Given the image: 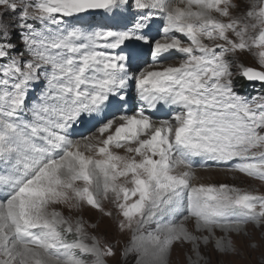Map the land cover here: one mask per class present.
Wrapping results in <instances>:
<instances>
[{
	"label": "snow or ice",
	"instance_id": "1",
	"mask_svg": "<svg viewBox=\"0 0 264 264\" xmlns=\"http://www.w3.org/2000/svg\"><path fill=\"white\" fill-rule=\"evenodd\" d=\"M238 78L264 84V0H0V264H108L114 245L51 208L108 199L126 264H168L177 242L196 264L201 245L240 256L233 236L256 250L264 195L192 182L194 158L264 181V95Z\"/></svg>",
	"mask_w": 264,
	"mask_h": 264
},
{
	"label": "rangeland",
	"instance_id": "2",
	"mask_svg": "<svg viewBox=\"0 0 264 264\" xmlns=\"http://www.w3.org/2000/svg\"><path fill=\"white\" fill-rule=\"evenodd\" d=\"M233 3L240 4L241 0H232ZM231 14L233 16H240L242 15V11L238 9H233L230 10ZM101 14L97 15V19H100ZM221 19H227V18H221ZM162 24V21H157V23ZM153 35L157 39L162 38V31H157L153 33ZM179 35V34H178ZM184 39L183 37H181ZM146 47V46H145ZM176 58H180V54L176 53ZM240 58V60L246 65V66H251V67H258V64L256 62L255 57L248 52L244 53H238L237 54ZM146 61H150V56H145L144 58ZM239 78L237 79V88L236 90L244 96L247 97H252L256 95H264V84L260 82V86L262 88H259L261 90L258 91V89L254 88L253 93L250 92L251 90H244L240 88L239 86ZM258 85H255V87ZM93 135V132L88 134V136ZM75 139H82V138H75ZM114 151H117L120 155H126V152L124 149H116ZM195 161H198V159L202 162L201 164L198 162H195L193 164V172L197 171H212V172H217L219 175H213V176H194V180L192 181L194 185H199V184H229L235 187H239L242 190L254 192L259 195H264V181H259L250 177H247L246 175L238 172H232L227 170V166L224 165H218L215 162H207L203 161L200 158H194ZM222 172H227L228 174H221ZM216 173V174H217ZM237 174L245 176L244 178L246 179V182L240 181L237 178ZM223 176V177H222ZM205 177V178H204ZM212 179L213 181L208 178ZM216 177V178H215ZM222 180H221V179ZM196 179V180H195ZM198 179V180H197ZM217 179V180H216ZM220 179V181H219ZM225 179L227 181H225ZM209 180V181H208ZM206 181V182H204ZM208 181V183H207ZM213 182V183H212ZM108 201H111L108 199ZM102 204L104 206V209L108 211L109 207L108 204H106V200L102 201ZM51 208L61 211L64 213L66 216H70L73 218V221L78 219H82L85 222L86 225V230L89 233V235H94L97 236L102 242H107L115 246L117 256L115 258H109L108 264H126L124 257L121 255L124 246L126 243H128L131 239V232L130 231H121L119 228V222L123 220V217L119 214H115L112 216H107L103 213H100L96 211L95 208H92L91 206L87 204H83L81 209L79 210L80 212H75V213H69L67 207L64 205H61L58 207L57 205L51 206ZM67 210V211H66ZM75 214V215H72ZM175 219L178 220H183V215L180 213L176 214ZM185 226H187L190 230L194 231L195 228V220L194 218L189 217L187 220H184ZM92 225H95V227H92ZM147 231L148 230H154L156 227L155 223H152L150 225H147ZM247 231L251 234L253 237V242L258 245L256 250H251L249 248V240L246 237H236L233 236V240L236 244V247L240 250L241 255L240 256H226L222 253H218L215 251L213 244H209L207 247L201 245L200 252L201 255L204 257V259L200 260L198 264H264V229L258 228L256 225H248L247 226ZM219 234V233H218ZM70 239L72 237H69ZM129 239V240H128ZM125 240V241H124ZM91 242V241H87ZM135 261V256H132L129 258L127 261V264H134ZM197 257L195 252L192 249V245L187 244V243H180L177 242L176 244L173 245L172 251L169 256V261L168 264H196Z\"/></svg>",
	"mask_w": 264,
	"mask_h": 264
},
{
	"label": "bare ground",
	"instance_id": "3",
	"mask_svg": "<svg viewBox=\"0 0 264 264\" xmlns=\"http://www.w3.org/2000/svg\"><path fill=\"white\" fill-rule=\"evenodd\" d=\"M158 24H159V22H158ZM134 104L137 106V107H133L132 108V111H130L129 112V114H131L133 111H135V110H137L138 109V107L140 106V102L137 100V101H135L134 102ZM132 107V106H131ZM166 107V106H165ZM74 138H78V136H76V137H74ZM114 150H116V149H114ZM122 155V154H121ZM195 162H198V163H202L199 159H198V161H195V159H193V164L195 163ZM207 162H209V161H206V163ZM184 169H183V167H180V168H178L177 169V172H181V171H183ZM217 172H212V171H205V170H203V171H197V172H194V176L195 177H198V176H215V175H219V173H217ZM221 174H228L227 172H222V173H220V175ZM223 177V176H222ZM245 176H243V175H240V174H237V178L240 180V181H245L246 182V179L244 178ZM205 178V177H204ZM208 178V177H207ZM216 178V177H215ZM209 179V178H208ZM211 179V178H210ZM209 179V180H210ZM221 179V178H220ZM220 179H219V181H220ZM194 180V179H193ZM196 180V179H195ZM198 180V179H197ZM208 180V181H209ZM212 181H213V178L211 179ZM217 180V179H216ZM222 180V179H221ZM208 181H207V183H208ZM225 181H227L226 179H225ZM204 182H206V181H204ZM213 183V182H212ZM111 195V194H110ZM134 199H136V198H133V200ZM105 201V200H104ZM132 201H129V203H131ZM106 204H108V207H109V209H108V211H106V212H112V215H115L116 213L117 214H119V212H118V210L116 209V207H115V205L111 202V201H108V200H106ZM56 206V205H55ZM58 207H60L61 205H57ZM83 206V205H82ZM65 207V206H64ZM104 207V206H103ZM67 211V210H66ZM96 211H98L99 212V215H100V213H102V215H103V213H105V212H101V211H99V210H97L96 209ZM104 211H105V209H104ZM80 212V211H79ZM75 214H77V213H75ZM75 214H72V215H75ZM147 228L148 227H146V231H147ZM132 234V233H131ZM129 240V239H128ZM125 241V240H124ZM127 244V243H126Z\"/></svg>",
	"mask_w": 264,
	"mask_h": 264
},
{
	"label": "trees",
	"instance_id": "4",
	"mask_svg": "<svg viewBox=\"0 0 264 264\" xmlns=\"http://www.w3.org/2000/svg\"><path fill=\"white\" fill-rule=\"evenodd\" d=\"M239 81H240L239 82L240 83L239 86H240L241 90L242 89H246L247 90L248 87H249L248 84H247V81L246 80H243V79H239Z\"/></svg>",
	"mask_w": 264,
	"mask_h": 264
},
{
	"label": "water",
	"instance_id": "5",
	"mask_svg": "<svg viewBox=\"0 0 264 264\" xmlns=\"http://www.w3.org/2000/svg\"><path fill=\"white\" fill-rule=\"evenodd\" d=\"M257 83H259V82H257Z\"/></svg>",
	"mask_w": 264,
	"mask_h": 264
}]
</instances>
